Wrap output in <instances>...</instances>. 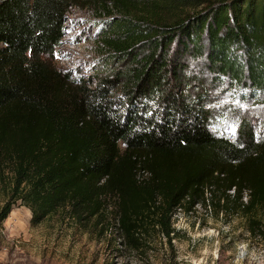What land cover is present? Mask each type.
<instances>
[{"label": "trees", "instance_id": "trees-1", "mask_svg": "<svg viewBox=\"0 0 264 264\" xmlns=\"http://www.w3.org/2000/svg\"><path fill=\"white\" fill-rule=\"evenodd\" d=\"M100 2L106 73L91 89L48 60L69 0L0 2V223L17 202L36 226L59 209L102 218L108 201L122 248L144 253L154 236L171 246L175 212L209 190L264 238V120L250 114L264 106V0ZM205 85L245 108L217 109Z\"/></svg>", "mask_w": 264, "mask_h": 264}, {"label": "rangeland", "instance_id": "rangeland-1", "mask_svg": "<svg viewBox=\"0 0 264 264\" xmlns=\"http://www.w3.org/2000/svg\"><path fill=\"white\" fill-rule=\"evenodd\" d=\"M69 4L61 38L48 60L75 86L91 89L97 75L105 72L101 41L109 17L100 10V0H69ZM190 70L200 73L194 64ZM204 90L213 99L218 97L214 102L217 109L224 104L245 108L232 92L221 93L209 85ZM250 114L264 120V106H251ZM223 129L225 137L232 140L235 129ZM259 133L264 135V126ZM245 198L243 203L248 200ZM5 201V190L0 186V209ZM224 204H218L208 190L204 203L189 213L183 209L175 212L177 234L171 246L154 236L150 248L136 253L122 248L110 225L108 201L102 218L79 220L59 209L36 226L30 225V211L17 202L11 211L17 221L10 213L0 223V264H264V238L249 234L244 214L233 208L226 210Z\"/></svg>", "mask_w": 264, "mask_h": 264}, {"label": "bare ground", "instance_id": "bare-ground-1", "mask_svg": "<svg viewBox=\"0 0 264 264\" xmlns=\"http://www.w3.org/2000/svg\"><path fill=\"white\" fill-rule=\"evenodd\" d=\"M14 215H15V214L11 213V214H10V217L13 218L15 221H17V218L14 217Z\"/></svg>", "mask_w": 264, "mask_h": 264}, {"label": "water", "instance_id": "water-1", "mask_svg": "<svg viewBox=\"0 0 264 264\" xmlns=\"http://www.w3.org/2000/svg\"><path fill=\"white\" fill-rule=\"evenodd\" d=\"M2 1H4V0H0V2H2Z\"/></svg>", "mask_w": 264, "mask_h": 264}, {"label": "built area", "instance_id": "built-area-1", "mask_svg": "<svg viewBox=\"0 0 264 264\" xmlns=\"http://www.w3.org/2000/svg\"><path fill=\"white\" fill-rule=\"evenodd\" d=\"M233 140V139H232Z\"/></svg>", "mask_w": 264, "mask_h": 264}]
</instances>
